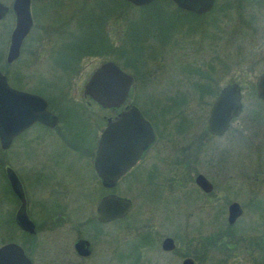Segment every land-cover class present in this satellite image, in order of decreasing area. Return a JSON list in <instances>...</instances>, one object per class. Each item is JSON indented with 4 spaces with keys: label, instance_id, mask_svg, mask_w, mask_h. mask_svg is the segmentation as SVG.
<instances>
[{
    "label": "rangeland",
    "instance_id": "1",
    "mask_svg": "<svg viewBox=\"0 0 264 264\" xmlns=\"http://www.w3.org/2000/svg\"><path fill=\"white\" fill-rule=\"evenodd\" d=\"M0 1L10 6L13 0ZM247 2L248 9L259 6L258 1ZM126 6L120 0H31L33 29L23 43L19 58L9 64L6 53L15 18L10 11L0 21L2 67L13 83L48 96L50 107L59 117L58 129L35 127L14 140L10 149L3 151L0 147V155L17 169L32 200L41 202L43 195L69 196L77 202L85 200L84 209L82 203H78V208L72 209L73 214L90 210L94 216V201L107 190L93 173L90 157L84 149L90 147L94 128L103 126L102 115L106 111L95 104L87 105L83 86L93 70L113 57L87 55L76 68H69L72 64L70 47L75 41L92 43L96 38H104L106 32L116 43L120 44L123 39L128 60L137 59L134 63L140 65L137 69L125 66V58L121 56H115L113 61L133 77L134 72L137 73L131 99L144 109L154 125L157 141L142 166L120 181L113 191L132 199L133 208L127 219L136 223L133 226L153 228L155 234L162 237L172 235L173 223L178 230L186 227L185 213L197 206L194 197L200 194L192 181L196 172H210L209 178L215 184H219V170L232 174L223 182L231 185L229 195L242 199L251 195L250 189H253L246 186L247 181L254 184L264 180V173L249 175L252 168H256L253 165L264 161V103L257 101L254 90L256 77L264 71V20L260 13L257 24L250 23L246 11L243 21L235 15L234 9L223 6L209 16L196 17L177 10L170 0H156L145 8ZM122 10L126 16L114 22L112 14ZM221 13L225 14L226 21L222 34L215 24ZM194 68L211 72L213 79L209 84L216 93L229 82L242 86L243 110L222 137L210 136L206 131L205 117L216 94L198 96L194 82L199 78ZM173 95L185 98L184 101L175 98L178 104L184 102L183 115L176 110L163 113L161 106L169 103L168 97ZM257 109H261L262 114L252 115ZM78 110L83 117L78 115ZM32 166L42 169L48 177L56 172L57 185L44 186L51 183L46 176L33 183L30 180ZM261 168L264 170V163ZM235 173L239 174L238 181L233 179ZM261 192L264 196V187ZM213 193L219 195V191ZM175 194L178 195L177 205ZM257 210L246 211V219L254 221L256 218L258 222L261 215L264 217V210ZM32 215L40 221L45 212L34 206ZM246 219H242L243 222ZM123 228V223L103 227L88 222L81 235L90 239L102 229L107 235L112 233L116 241L132 237V233ZM77 236L72 221L68 220L63 230L57 227L40 236L37 251L51 259H58L62 253L70 258L69 243L71 245ZM151 245L150 252L157 258V248L153 242ZM102 246L84 264H140L136 244L128 243L115 249L110 261L104 253L105 239Z\"/></svg>",
    "mask_w": 264,
    "mask_h": 264
},
{
    "label": "flooded vegetation",
    "instance_id": "2",
    "mask_svg": "<svg viewBox=\"0 0 264 264\" xmlns=\"http://www.w3.org/2000/svg\"><path fill=\"white\" fill-rule=\"evenodd\" d=\"M155 1L156 0H152L150 3L144 5H134V4H130V5L140 8H145L148 6H152ZM170 1L177 10L196 17L209 16L213 12H215L217 8L219 9V7L223 6V8L234 9L236 11L235 15H237V17L240 18L241 20L245 18L246 11L248 12L247 17L249 16L250 23L254 22V24H257V21L259 20L258 16L260 15V13H261V20L262 21L264 20L263 19L264 14H262L264 7H261L264 4V0H250V1L259 2V6L257 9H248L249 6L246 5L248 3L247 0H214L212 6L209 9L199 13L192 10L181 8L173 0ZM221 1H223V4L220 3ZM224 15H225L224 13L223 14L221 13L219 17L215 19V24L216 27L219 28L220 34H222L223 28L226 24ZM33 25H34V20H33ZM28 35L25 38V40L28 38ZM20 54H21V50H20ZM0 70L6 76L10 86L16 89L29 91L24 89L23 86L13 83L10 80L11 79L10 75L2 67L1 63H0ZM261 73H259L258 76ZM256 80L254 83L255 97L259 103H264V99H260L257 97ZM134 82L135 79L133 81V84ZM239 85L241 87L242 107L241 110L239 111L238 116L241 114L243 110V91L240 83ZM29 92L37 93L42 97H44L45 100L47 101L48 109L52 113H54L53 109L50 107V100L48 96H46L45 94H43L41 91L38 90H34V91L32 90ZM131 92L129 97L126 99V101L121 106L115 108H102L96 102L91 100L88 96H84L83 94L84 98L88 99L86 101L87 105L95 104L100 109L106 111V114L102 115L103 126L102 127L98 126L100 128L96 126L97 128H94L95 130L93 133V137L91 138L90 147L84 149V153L87 152L88 153L87 155H89L90 157L93 173L95 174L96 178L99 180L102 188L107 190V192L104 195L111 192L115 193L113 189L119 184V182L126 179L131 174H134V172L140 166H142L143 161L145 160L147 154L155 146V143L157 141L156 130L154 125L151 123L155 132L154 141L143 152L142 156L135 162V164L131 168H129V170H127V172H125V174H123L117 180L114 187L106 188L102 185L101 180L96 174L94 169V158L96 156L100 135L104 127L106 126L108 120L110 119L111 121H114L118 117V114L120 112L129 110L132 106H135L143 114V116L149 120V118L145 115L144 109L141 106L132 102ZM218 92L216 93V95L218 94ZM80 112L81 111L78 110V115L81 116ZM256 113L262 114V110L261 109L254 110L252 112V115ZM54 114L57 116V123L54 126L50 127L45 124L36 122L31 126H29L26 130L21 132L17 137L14 138V140L18 139V137L23 136L25 133H28L35 127H42L46 130L58 129L59 117L56 113ZM237 117L231 120L227 130L220 136L210 134L207 131V129L206 131L210 136L222 137L226 134V132L231 127L232 122ZM81 123L84 124L83 119ZM61 135H63L64 137L65 134L61 133ZM255 145L257 147L256 143ZM10 147L8 149H10ZM8 149H2V150L5 151ZM263 163L264 161L253 165L256 168L251 167L252 170L249 173L250 177L251 175L254 174L259 175L260 173H264V170L261 168ZM7 167H10L16 173L22 185L26 200L25 211L27 213L28 218L31 220V222L34 225L33 231L23 229L16 221V215L21 205V201L19 200L18 196L14 193L10 185L6 171ZM33 167L34 166L31 167L32 173L30 176V180H32L33 183L38 182V179H43L44 176L51 179L50 185L48 182L44 184V186L46 187L56 186L57 185L56 183L59 182L57 176L58 174H56V172L51 173L50 177H48L47 174L42 173V169H40L39 167L38 168H33ZM205 173L208 174L209 176L201 172H196L194 177H192V181L200 196L194 197L197 206L190 208V211L185 213L188 219V222L185 221L186 227H180V229L178 230L175 223H173V229L175 230L173 231L172 235L169 234L159 237L155 234V229L153 228L151 229L149 227H144V226H139V227L133 226L136 223L132 220L127 219L133 208V201L131 198L126 196H122V197H126L131 201V208L129 209L128 213L123 217L109 221H103V222L97 219V205L100 199L104 195H102L98 199L96 198V200L94 201V205H95V208L93 210L95 212L94 216L91 214L90 210L84 211L80 215L73 214L72 209L74 210L75 208H78V203H82V209H84V205H85L84 203L87 202L85 200L82 202H77L75 201V199H73V197L70 198L69 196L64 197V196H53V195L52 196L43 195L41 202L32 200V198L28 195L26 191L25 182L18 173L17 169H15L12 165H10L7 162V160L3 159L0 155V248L7 244H14L16 247L22 250V254L28 260L27 261L24 259H20L18 257L17 249L15 247V251L9 250L1 254L0 264H29V263L84 264L86 261L90 260L91 257L94 256V254L97 252L99 248L103 247L102 241L104 239L106 244L105 246L106 249L104 253H106V260L108 261L113 260L115 249L117 250L122 245H126L130 243V244H136L138 246V263L140 264H147V263H151L152 261H154L156 264H186V263L187 264H264V217L261 215L258 222L256 218L254 221H249V219H246L245 217L246 211L249 210L252 211L254 210V208H257L258 209L257 211L259 212H262L264 210V196H262V192H261V189H263L264 187V180L260 179L254 182V184H252V182L250 181H247L246 186L249 188L252 187L253 189H250L251 195L249 196L246 195L245 198L242 199L240 198V196H236L233 193H232L233 195H229L230 194L229 191L232 189L231 185L225 184V182H223L225 181L224 178L226 176H229V178H231L232 174L227 175L225 173H222V170H219L217 173V177L219 178V184H215V182L209 178L211 176L210 172L206 171ZM198 174H202L210 182L211 188L208 191H205L196 183V177ZM238 175H239L238 173H235L233 175V179L237 180ZM188 182H190V180ZM185 183H187V181ZM215 190L219 191V195H213L214 194L213 192H215ZM49 197L51 198L50 201H49ZM174 197L175 198L177 197V200L175 201V204L177 205L178 195L175 194ZM66 199H70V200H66ZM46 201L48 202L47 204H45ZM232 203H237L240 206V213L237 216H234L233 219L231 220L230 206ZM34 206L39 207L40 210L45 212V215L41 218L40 221L36 220L32 215V208ZM195 219H198V223H195ZM242 219H246V221L243 222ZM68 220L72 221V226L76 231V233L78 234V236L74 239L72 244L70 245L71 242L69 243V250L70 253L72 254L71 257L69 258L66 255V253H62L58 259L55 258L51 259L43 255L42 253L40 254L37 251L38 250L37 244L40 236L43 237L49 232L55 231V228L57 227L59 228V230H63V225L65 224L67 225ZM88 222H94L103 227L105 226L111 227V225H113L114 223H119V224L123 223V225L125 226V228H123V231L132 233V237H128L127 239L116 241L114 240L112 233L110 235H107L101 229L94 235V237L88 236L90 237L89 239L85 236H82L84 234L83 229L88 224ZM133 232L136 233L134 234ZM167 238L171 239V243L165 244V240ZM81 239L87 240L89 243L88 248L86 250L89 253L86 255L82 254L81 251L76 247L77 242ZM152 242L154 243V246H156L158 251L157 258H154L152 252H150L153 249V247H151ZM43 256H45L46 258H44Z\"/></svg>",
    "mask_w": 264,
    "mask_h": 264
},
{
    "label": "water",
    "instance_id": "3",
    "mask_svg": "<svg viewBox=\"0 0 264 264\" xmlns=\"http://www.w3.org/2000/svg\"><path fill=\"white\" fill-rule=\"evenodd\" d=\"M126 1L134 5H144L152 0ZM173 1L181 8L198 13L209 9L214 2ZM10 11L14 15L15 23L6 53L8 63L19 57L22 43L33 27L31 0H13L10 6L0 1V20ZM133 81L130 73L121 69L115 61L107 60L90 74L83 86V94L102 108L119 107L129 97ZM256 94L258 98L264 99V72L257 77ZM241 99L239 83L229 82L220 88L205 118V126L210 134L220 136L227 130L231 120L237 117L241 110ZM36 122L52 127L57 123V116L48 109L44 97L10 86L0 70V147L8 149L15 137ZM154 139L155 132L151 122L135 106L120 112L114 121L109 119L100 135L94 158V169L102 185L106 188L114 187L117 180L135 164ZM6 171L10 185L21 201L16 221L23 229L33 231L34 225L25 211L26 200L19 178L10 167H7ZM196 183L205 191L211 188L210 182L202 174L197 175ZM130 208L131 201L128 198L111 192L98 202L97 219L103 222L120 218L125 216ZM230 211L232 220L240 213V206L232 203ZM166 243H171V239L167 238ZM88 244L87 240L81 239L76 247L86 255L89 253L86 251ZM15 247L14 244L4 245L0 248V256L5 251H15ZM16 249L18 257L27 260L22 250L18 247Z\"/></svg>",
    "mask_w": 264,
    "mask_h": 264
},
{
    "label": "trees",
    "instance_id": "4",
    "mask_svg": "<svg viewBox=\"0 0 264 264\" xmlns=\"http://www.w3.org/2000/svg\"><path fill=\"white\" fill-rule=\"evenodd\" d=\"M120 1L127 6H131L130 5L131 3L126 1V0H120ZM112 16L114 17V22H117L121 19V16L123 18V16H126V15H125V11L122 10L119 13L114 12L112 14ZM104 35H105L104 38L103 37L101 39L98 38V40H96L97 39L96 38L95 41L92 43H88V42L83 43L82 41L73 42L71 44V47H70V50L72 51L70 54V60H71L72 64L69 65V68H72V67L76 68L79 65L81 58L84 56L101 55V56H111V57H113L112 60H116L115 58L119 57V56L124 57L125 58V66L126 65L132 66V67H135L137 69V66L140 64L137 65L134 63V61H136L137 59H131L133 61L128 60V58H127V53H128L127 51L128 50L123 45V39H122V42L119 44V43H116L113 40H111V38H109V36L107 35V32ZM128 35H129V33H128ZM125 36H126V34H125ZM139 63H140V61H139ZM193 70L198 71L197 74H198L199 79H198V81L194 82L195 86L197 87L196 91L198 92V96H201V97H203L204 95L207 96V93H213L215 95L216 92H214L212 90V88L209 84V82L212 81V79H213L211 72L210 71L208 72L206 70L201 71L200 69H195V68ZM133 75H134L135 79L138 77L136 72H134ZM196 93H194V94H196ZM168 98H169L168 101H170V102L165 104L164 106H161L163 113L166 111L169 112V110H172V111L176 110L177 113L182 114L181 110H183V109H182L181 105L184 102L178 104V101L175 98H179V100L183 99L182 101H184L185 98L182 96L180 97V96H175V95L170 96ZM65 100H67V102H69V99H65ZM175 101H177V103H175ZM146 114H147V112H146Z\"/></svg>",
    "mask_w": 264,
    "mask_h": 264
}]
</instances>
